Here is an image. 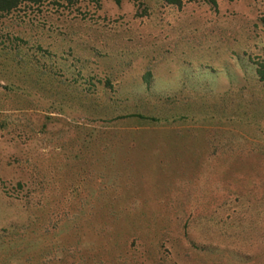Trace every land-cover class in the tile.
<instances>
[{
	"label": "rangeland",
	"instance_id": "374dc122",
	"mask_svg": "<svg viewBox=\"0 0 264 264\" xmlns=\"http://www.w3.org/2000/svg\"><path fill=\"white\" fill-rule=\"evenodd\" d=\"M215 1L82 0L0 16L1 28L28 41L0 38V236L8 234L0 264L20 247L29 251L10 264H233L218 255L225 246L264 264V199L237 201L236 186L221 198L204 186L203 195L197 178L236 180V151L207 156L225 133L248 150L264 145V81L255 72L264 0ZM17 15L27 24L13 23ZM38 45L54 54L42 57L45 71L32 59ZM230 97L232 108L249 102L245 121L218 107ZM45 120V135L32 131ZM37 152L46 177L29 166ZM24 191L41 193L43 216L72 194L58 205L84 215L42 236L36 223L22 229L30 211L15 196ZM248 219L262 236L249 235ZM20 231L33 237L20 242Z\"/></svg>",
	"mask_w": 264,
	"mask_h": 264
},
{
	"label": "trees",
	"instance_id": "16d2710c",
	"mask_svg": "<svg viewBox=\"0 0 264 264\" xmlns=\"http://www.w3.org/2000/svg\"><path fill=\"white\" fill-rule=\"evenodd\" d=\"M82 0H0V16L4 17L7 16L9 14H13L15 12H20L23 11V7H40L44 4L47 3H51L54 4L56 6L62 7V6H72L77 4L78 2H81ZM90 2L96 3V4H100L101 0H88ZM116 4H120L122 0H113ZM165 5H170V6H175L177 8H181L184 4L185 1H193V0H161ZM210 3H215V0H207ZM13 23H15L16 25L19 26H23L25 24H27L25 22V20L20 16L17 15L15 17L14 20H12ZM4 29L5 33L1 34L0 38L3 39V42L5 43L6 40L10 41L11 43H13V39H19V41L23 42V43H27L25 38H22L20 36H14L13 38V33L10 32L6 27H0V30ZM18 41V40H16ZM3 47H7L5 44L2 45V42H0V50L3 51ZM14 48V47H13ZM28 49V48H27ZM8 50H11V48L8 46ZM37 53V54H36ZM32 59H37V61H40V68H42L43 63L41 62L43 60L42 57L44 56H54V54L48 49V48H43V46L38 45V47L36 48L35 51L32 52ZM15 56L18 57V59L22 60V55L20 53L19 50H17V52L14 54ZM45 62V60H43ZM20 62V61H18ZM47 69V68H46ZM46 69H43L42 71H45ZM255 72L257 75L258 80L260 81H264V62H259V64L257 65V67L255 68ZM145 79H146V83L149 85V81H148V77H149V72H146L145 74ZM230 98L219 102L218 107L221 109H223L225 106L228 108V111H234V108H236V113H238L239 110V114H240V119L243 121L246 120V115L248 116V110H249V106L246 105L247 103H249L248 101H245L244 99H237L236 100V104L235 107L232 108L231 104H230ZM240 102H245L244 104H241ZM247 102V103H246ZM79 103H83L81 100H79ZM242 107H241V106ZM222 111V110H221ZM250 111V110H249ZM229 113H233V112H229ZM133 116H136L138 118H142V119H148L151 122L154 121H158V119L155 116H145L143 114L140 113H133ZM237 116V114H236ZM244 117V118H243ZM3 123H7L3 121ZM4 124H0V128L3 127ZM46 125H47V121H43L40 126L36 129H32V131L34 132H38V133H42V135L46 134ZM261 127V126H259ZM229 134V133H228ZM75 136V139L73 140V143L76 141V139L78 137L81 136L82 140L84 142L89 141L90 137H91V133L90 131L84 132L82 135L80 136ZM203 137V136H202ZM224 137V138H223ZM222 137V140L224 142V144H209V156H218L219 150H221V148H224L222 152H224L225 154H227V156H231L232 153H234L236 151L235 157H236V180H230L232 179L231 177H226L223 178L221 181V183H216L215 180L212 181H208L206 179V175L204 173H201L200 175H198V179H199V185L202 187V194L204 195L205 193L203 192V187L205 186L207 193H213V194H217L218 197L221 198V191H223L224 193H226L228 191V188L231 187L233 188V186H236V198L237 201H241V199L243 198H247V200H249V202L251 201L250 197L252 196V202L259 200L258 198L264 199L263 197V193H264V145H254L252 147V150H248L246 149V145L244 146V144H241L240 146L235 144L236 139L235 136L233 137V135H227V133L224 134V136ZM219 138H221L218 134L215 135L213 137L214 140H218ZM79 140H81L79 138ZM60 147L65 146L64 143L62 142H58ZM233 146L235 149H233ZM41 152H37L35 157L32 158L30 160V164L29 166L32 168L33 173L37 174L38 177H42L41 175L44 173L45 175V167L43 168L42 162L39 161ZM221 156V155H220ZM226 167L228 168H232L233 166L230 165H226ZM208 172L209 169L208 167H206ZM50 173H55L54 169L50 170ZM57 175H53L52 178H56ZM219 181V182H220ZM54 184V183H53ZM17 187L22 190L23 188H25V183L22 181H18L17 182ZM42 187L45 188V185H43ZM6 192V190H4ZM7 193V192H6ZM9 195V194H8ZM77 197V194H75ZM202 195V196H203ZM39 198L37 196L33 197V194L29 191H24V194H22L21 196L17 195L15 196L16 199H18L24 206H26L28 208V210L30 211V215L27 219V224H25L23 226L22 229H29V225L36 223L37 228L39 227V230H41L40 235L42 236L43 234L46 235V233L48 231H55L58 229V226L61 225V223H63L64 221L71 219V218H75L77 219L79 215H84V212L82 210H77V208H73V207H69V208H65V209H61L62 207L59 206L58 204L61 203H72L71 201L75 198L74 194H72L71 196L67 197V198H59V199H53L51 204L54 205V207L51 209V211L49 212V216H43L41 211L44 207V205L42 204V199L43 196L38 195ZM99 197V195L97 196ZM202 199L204 197H201ZM41 202V203H40ZM36 209L39 210V212H37L36 214H32V211ZM242 209V208H241ZM41 211V212H40ZM259 213V212H258ZM260 214V213H259ZM236 218V219H234ZM234 221L236 220L238 224H244V222H242V218L238 215H236L235 217H233ZM251 220H253L251 218ZM258 220V215L256 216V220ZM249 223L248 228H250V220H247ZM246 221V222H247ZM242 226L238 229V227L236 226V228L238 229L239 232H241V229L243 227ZM236 225V223H235ZM234 226V225H233ZM42 227V228H41ZM22 232V234H21ZM251 233H254L255 236H262L263 234H261L260 231H258L256 229V227H251L249 230V235ZM20 236L17 238L20 242H21V238H29V237H33L31 236V234H27L24 231H20L18 233ZM38 236L37 238L41 237ZM4 236H8V234H4ZM4 236H0V237H4ZM186 239H188L187 235L185 236ZM244 235L242 238H237V239H244ZM24 244H28V242H26ZM193 245H195L194 243H192ZM33 245V244H32ZM32 249V248H30ZM29 250H27V248H23L20 247L17 249V251L10 257H5L4 259H2V263L1 264H10L12 259L15 258H20L23 256V253L28 252ZM47 250H44V253L46 254ZM51 253V252H49ZM44 255V254H43ZM218 255H220V257L222 258V256L227 257L226 259L228 260H232L233 264H244L246 261L248 264H253V260L254 257H250L246 254L245 251L241 250L240 248H238L236 246V249L234 247H228L225 246L224 248L219 249L218 251ZM26 261L30 260V257H25ZM44 263H47V261H44ZM20 264V263H19ZM29 264V263H28Z\"/></svg>",
	"mask_w": 264,
	"mask_h": 264
}]
</instances>
